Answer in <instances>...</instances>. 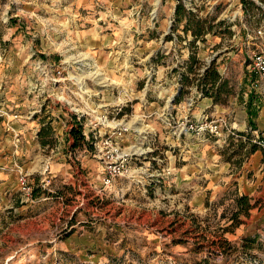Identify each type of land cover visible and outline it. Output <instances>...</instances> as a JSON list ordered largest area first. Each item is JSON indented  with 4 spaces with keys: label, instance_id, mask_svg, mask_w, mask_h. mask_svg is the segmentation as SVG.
<instances>
[{
    "label": "rangeland",
    "instance_id": "obj_1",
    "mask_svg": "<svg viewBox=\"0 0 264 264\" xmlns=\"http://www.w3.org/2000/svg\"><path fill=\"white\" fill-rule=\"evenodd\" d=\"M250 1L246 14L243 0H0V264H264L262 186L243 223L232 219L240 192H253L247 183L259 178L251 162L264 161L247 154L260 140L249 96L256 111L264 107L253 63L264 55V4ZM180 2L210 29L204 40L192 44L177 21ZM212 60L226 86L208 115L226 126L190 156L199 187L209 173L207 211H199L195 185L183 186L194 194L187 202L173 201L171 185L160 190L156 179L171 180L188 160L179 157L184 135L173 133L184 124L177 84L188 75L182 98L191 97ZM35 114L52 128L49 146L26 128ZM76 115L89 138L126 130L98 152L89 138L74 148L65 132ZM122 154L126 170L107 182Z\"/></svg>",
    "mask_w": 264,
    "mask_h": 264
},
{
    "label": "crops",
    "instance_id": "obj_2",
    "mask_svg": "<svg viewBox=\"0 0 264 264\" xmlns=\"http://www.w3.org/2000/svg\"><path fill=\"white\" fill-rule=\"evenodd\" d=\"M191 92H193V93H191L192 96L196 97L195 103H194L192 108L188 109L186 107L187 97L181 98V100L175 106V108L178 109L177 113H178L179 117L190 116L192 119H196V118H199L200 116H202L203 114H207V115L209 113L215 114V112H217L220 109V107L213 100L212 97L201 95L199 89L192 88ZM29 112H31V115H32L33 113H36V110L35 111H29ZM38 119H39V116L37 114L34 115L33 119H30V116H28V120H27L28 126L26 128L27 129L31 128L32 130H35L33 132V138H34L36 144L39 147L43 148V147H46L48 145H41L37 140L39 138L38 133L41 129V126L43 125L41 121L39 123H37ZM247 119H249V118H247ZM14 121L16 123H19V121H22V120H14ZM254 121H255V128L256 129L264 130V107L258 106L257 114L254 118ZM35 123H36L37 129L34 127ZM79 124L84 125L83 121L78 122V120L73 119V123L70 126V129L67 132H65V135L67 136L66 139H67L68 143L73 141V137L70 135V130L72 129L73 126L77 127ZM15 126L18 127L17 124H15ZM82 131H83V134L85 135L86 139L89 138V135H86V132L83 130V128H82ZM183 139H184V140H182L183 145H182V148L180 149L182 152L179 154V157L183 156L184 159L188 158V160L183 161L178 166L174 165L175 166L174 167V175L172 177H170L171 180L168 181V180H164L162 178H158V179H156V183H157V186L160 190L166 184L171 185L170 188H166V194L169 197H171V199H173V201L174 200L175 201L183 200L184 202H187L189 200V198H191L190 196H193L194 194L192 192H188V193L184 192L183 189H185V188L183 186L194 187L193 185H195L194 188H199V189L196 190L197 192L195 193L196 195H194V197L197 195H200L199 199L196 198L195 204H197L199 206L198 207L199 211H207V207H204L205 206L204 204H207V202L209 200H208V198H204V186H207V187L209 186V176H208L209 173H208V170H206L205 179H204V175H203V177L201 178V185L199 187V182L197 180H195V176H194V171L197 170L196 164H198L199 162L195 159H192L190 156H192L193 152L196 150L197 145H199V146L208 145L207 143H209V141L204 140V139L203 140L196 139L194 137V135H192L190 133L185 134ZM193 140H196V142L191 147V145L188 142L193 141ZM173 141H174V139H173ZM181 142H174V143H177L178 145H180ZM59 146H61V144ZM59 146H56L55 149H54V147H52L53 148L52 151H55V150L58 151ZM87 150H88L87 147H85L83 152H85ZM203 151L205 152L206 150H203ZM204 152H202L200 154L201 158H199L201 165H204V161L207 163L209 161L208 157H206L204 155ZM171 154H172V158L169 162L170 166H172L176 162V155L174 153H172V151H171ZM254 157H256V159H257V157L263 158L264 157V150L263 151L262 150L256 151V153L253 155V158ZM160 161H161L160 163H162V159H160ZM87 163H88L87 164L88 167L91 169V173H94V171L97 169L98 165L93 161L87 162ZM250 165H252L251 168L256 170V172L259 175V178L256 179L254 182L251 181L250 183H247L248 188H250L251 186H254L253 192H251L250 194L246 193V195L251 197V195L254 192H256L258 188H260V186H262L261 187L262 190L260 193L264 192V161H262V162H258V161L254 162L253 161V163L251 162ZM203 171H204V166L201 167V172H203ZM159 176H163V175L159 174ZM173 183L176 186V188H173V186H172ZM250 190H252V188H250ZM240 193L242 195V192H240ZM194 197H193V200H194Z\"/></svg>",
    "mask_w": 264,
    "mask_h": 264
},
{
    "label": "trees",
    "instance_id": "obj_3",
    "mask_svg": "<svg viewBox=\"0 0 264 264\" xmlns=\"http://www.w3.org/2000/svg\"><path fill=\"white\" fill-rule=\"evenodd\" d=\"M261 1L264 4V0H261ZM252 5H255L254 2L250 0H243V9L246 14L249 13V7ZM257 7L261 9L260 6H257ZM175 16H176L177 21L185 20L186 22L185 30L191 31V34L194 38L192 41V44L194 43L196 39H200V38L203 39V36L208 32V30H210L204 25V22L200 18H198L196 14H194V12L187 9L184 6V4L181 2L176 7ZM191 60L193 62H197V58L194 55L191 56ZM188 72L190 73L194 72L193 63L192 65H189ZM198 80H199V83L197 87L202 92V95L212 97L213 100L217 103V101L220 99L221 92L224 90L226 86V80H223L220 72L218 71L215 60L211 61V63L206 67L204 72L200 75V78H198ZM180 81L182 85L184 84L187 85L191 82L189 76L186 74H183L181 76ZM183 87L185 86H182L181 96L176 98V103H178L183 96V93H184ZM254 99H255V95L251 94L249 96V101H248V106H247L248 115H249V123L253 128H255L254 117L256 116V113H257L256 108H254L253 106ZM74 119L78 120V116L76 115ZM82 128H83V125L79 124L77 127L73 126L72 129L70 130V135L75 139L74 144H73L74 148L79 146L78 143L82 141H86V137L83 134ZM51 130L52 128H50L49 126H43L40 129L38 136L43 145L49 146L51 140H44V138L47 136L52 137L50 135ZM89 144L95 150L92 143L89 142ZM259 149H260L259 144L254 143L251 145L247 154L248 155L253 154ZM236 202H237V209L233 213L232 219L236 221L235 226L236 225L239 226L243 223L240 220V216L243 214L248 217L250 215L251 210L255 207V204L251 202V198L246 194L239 196L236 199ZM225 231H228L227 228L225 229Z\"/></svg>",
    "mask_w": 264,
    "mask_h": 264
},
{
    "label": "built area",
    "instance_id": "obj_4",
    "mask_svg": "<svg viewBox=\"0 0 264 264\" xmlns=\"http://www.w3.org/2000/svg\"><path fill=\"white\" fill-rule=\"evenodd\" d=\"M254 63V69L255 72L258 74L260 80L264 83V55L258 54L255 55L253 58ZM182 87L181 84H177V88L179 89ZM200 94L202 95V92L200 91ZM199 94V95H200ZM196 97L191 96L186 99V106L188 109H190L194 103H195ZM108 116H105V119H107ZM226 126V122L221 118H210L209 115L203 114L199 118L192 119L190 116L184 117V124L180 126V129H177L173 131L174 134H178L179 137L181 135H185L187 133H190L194 135L196 139L203 140L205 139L206 134H212L214 136H221L223 133V128ZM126 130V128H120L118 130H113L111 134H106L105 138L99 139L97 135L91 134V137L88 139L92 145L94 146L96 152H98L99 147L102 144H110L114 141L112 138L114 135H122L123 132ZM256 133L257 137L260 138L259 142L257 143L261 145L264 148V130L255 129L253 131ZM115 152L117 153V148L111 149L108 152V155H115ZM128 154H122L118 155V158L115 160V164H110V173L109 176H107L106 181L110 182L112 177L117 175L120 171L126 170L128 160L127 158ZM23 189L24 190H30V186L26 184V180H22Z\"/></svg>",
    "mask_w": 264,
    "mask_h": 264
},
{
    "label": "water",
    "instance_id": "obj_5",
    "mask_svg": "<svg viewBox=\"0 0 264 264\" xmlns=\"http://www.w3.org/2000/svg\"><path fill=\"white\" fill-rule=\"evenodd\" d=\"M181 92H182V87H180V88L178 89V94H177V96H179V97H180V95H181Z\"/></svg>",
    "mask_w": 264,
    "mask_h": 264
}]
</instances>
